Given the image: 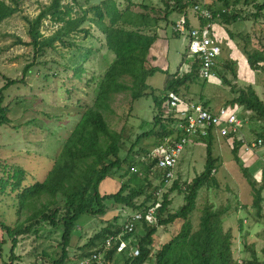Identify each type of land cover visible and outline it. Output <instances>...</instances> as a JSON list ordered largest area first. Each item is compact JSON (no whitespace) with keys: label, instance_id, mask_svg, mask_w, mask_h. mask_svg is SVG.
Instances as JSON below:
<instances>
[{"label":"rangeland","instance_id":"374dc122","mask_svg":"<svg viewBox=\"0 0 264 264\" xmlns=\"http://www.w3.org/2000/svg\"><path fill=\"white\" fill-rule=\"evenodd\" d=\"M3 1L15 9L13 14L0 21V96L2 93L3 104L9 107L11 119L9 123L0 125V240L6 242L3 257L6 263L12 261L11 264H53L63 253L62 222L54 225L48 220H41L28 233L18 236L14 260L10 258L12 241L2 223L13 226L33 212L45 210L46 204L51 211L57 210V217L62 218L81 203L92 202L91 191L86 195L57 193L55 196L44 191L29 197L24 204L21 203L20 194L37 181L46 180L85 110L95 104L100 79L115 58L106 37L111 14L114 11L127 14L130 19L127 24L132 30L158 33L167 38L170 48L166 60L170 69L158 71L148 80L156 95L165 93L166 83L174 69L190 66L185 61L188 38L173 27L171 19H176L179 14L175 11L176 2L170 8L172 12L168 20L160 19L166 15L170 0ZM189 1L191 3L186 11L194 23L196 16L188 13L194 4L206 5L213 11L216 22L214 31L223 51L217 67L219 77L205 80L195 72L192 79L180 87L185 99L207 101L211 104L208 107L218 108L223 104L228 105L239 95L241 88L253 86L264 101V61L256 63L255 67L250 62L254 53L264 54V10L259 12L257 7L264 0H230L228 4L224 0ZM105 2L111 4L110 7H106ZM187 2L184 0V3ZM224 11L231 17L235 14L239 16L229 21L221 14ZM38 17H41L38 26L40 39L49 38L51 42L39 50L29 33L31 23ZM155 19H160L157 25ZM153 59L157 63V57ZM28 63L32 66L24 81L2 90L6 82L4 76L22 79L23 68ZM147 66H151L149 60ZM123 80L132 84L131 75H126ZM151 91L148 90L149 93ZM243 109V130L247 136L264 133V120L253 118L251 110ZM160 111L153 95L134 100L130 90L112 94L110 108L105 109L104 114L111 129L122 133L121 158H126L128 154L133 156L134 152H129L131 147L136 151L142 143L150 145L158 141L162 128L155 118L156 114L160 116ZM195 138L176 167L182 185L171 192L170 209L175 211L185 203L183 191L186 183L204 170L207 146L212 143L216 164L212 181L200 188L196 209L189 215L192 232L200 228L206 205H212V209L221 207L226 209L221 221L223 229L231 233L233 257L247 259L253 250L263 254L264 216L258 213L254 204L255 189H258L254 181L257 164L247 160L246 154L238 156L233 150L232 140L225 139L223 135L212 133L207 137ZM123 165L122 169L103 180L100 185L102 194L118 190L123 176L127 178L131 174L128 165ZM109 183H115L116 188ZM53 198L55 202L48 203ZM125 209L123 205L114 203V207L110 206L104 215L84 214L77 221L64 264H83L92 249L87 245L89 240L110 223L122 224L130 211L127 209L124 213ZM183 222L178 219L158 228L151 257L144 264H155L156 251L180 232Z\"/></svg>","mask_w":264,"mask_h":264},{"label":"trees","instance_id":"16d2710c","mask_svg":"<svg viewBox=\"0 0 264 264\" xmlns=\"http://www.w3.org/2000/svg\"><path fill=\"white\" fill-rule=\"evenodd\" d=\"M224 1L227 4L230 2V0ZM235 1L239 2L240 0ZM173 2L177 3L175 8L177 12L186 10L187 6L191 3L189 0L187 3H184V0L168 1L166 15L160 18L161 20L164 18L166 19L165 21L168 20L169 14L172 12L170 8H172ZM104 4L106 7H110L111 5L108 2ZM257 7L259 12L264 10V1ZM14 11L15 9L12 5L0 0V21L13 14ZM221 14L229 21L232 19L236 20L239 16L235 14L231 17L226 11ZM111 15V23L106 37L107 45L115 54V58L111 62L107 72L100 79L95 104L85 110L81 122L71 138L64 145L54 168L46 180L37 181L33 185L26 187L20 194L21 203L24 204L29 197L40 195L44 191L53 196L57 193L65 195H86L91 191L92 202L90 204L81 203L72 213L67 212L62 218L57 217V210L51 211L46 204L45 210L42 209L38 210V212H33L30 216H27L13 226L2 223V227L12 241L13 248L10 255L12 260L15 259L14 247L17 244V237L28 233L41 220H48L54 225H58L59 222L63 223V253L53 264H64L68 257V247L71 244L77 221L84 214L104 215L110 206L111 208L114 207V203L117 206L123 205L133 209H143L155 199V191L158 188L160 175L158 174L157 177L155 176L157 173L153 175L152 165H148L146 162L136 158V155L148 151L156 142L150 145H143L142 143L136 151L131 147L129 152H134L133 156H129L130 154H128L126 158H121L122 133L111 129L105 117L104 110L110 108V98L114 93L130 90L134 100L153 95L155 105L159 110L161 109L159 112L160 116L156 114L155 118V121L161 123L162 126L157 137L159 141V139L168 133V130L162 124L161 117L165 95L169 91H175L183 96L180 87L192 79L194 73L197 72L198 65L194 64L190 66L191 68H179L175 76L168 79L165 86V93L156 95L154 88L148 84L147 79L158 71H165L160 67H149L147 63L150 48L157 40L158 33L149 34L144 31L130 29L127 24V21L130 20L127 14L114 11ZM122 18L124 20L121 21ZM160 19H155L156 25ZM40 20L41 17L35 19L31 23L29 31L32 42L38 50L51 44L49 38L40 39L41 33L38 29ZM172 22L174 23L173 20ZM261 61H264V54L260 52H256L250 57L251 65L254 67L256 63H260ZM31 66L32 64L28 63L23 68L22 79H13L4 76L6 82L2 90L19 81H24V76L29 72ZM126 75H131V85L124 82L123 78ZM149 89L152 90L151 93L148 92ZM3 102V94L1 93L0 125L7 124L11 121L8 115L9 107L4 105ZM228 103H238L245 109L251 110L253 112V118L258 117L264 120V101L260 98L253 86L241 88L239 95ZM205 104L208 106L211 105L207 101ZM259 136L264 137V133H260ZM238 144L235 142L233 145V150H235L236 154H238L239 150ZM124 163L128 165L129 170H131L132 164H137V171H130L131 174L127 178L124 175L123 179L120 180V188L115 192L102 194L100 185L103 180L109 177L114 171L122 169ZM215 164L216 159L213 157L212 143H209L207 146V160L204 170L196 175L190 183H186V189L183 191L185 192V203L175 211L170 209V205L172 204L170 194L177 186L182 185L180 177H178L169 191L163 195L162 205L157 212L156 223L153 225L144 223V231H142V234H136L140 254L136 256L131 255L130 247L122 252H118V243L115 242L107 252L105 264H144L151 257L154 235L158 232V228L171 224L178 219L184 220L180 232L156 251L154 258L155 264H264V253L259 254L257 250H253L251 257L243 259L241 263H238L236 257H233L231 233L223 229L221 221V215L226 211L224 208L212 209V205H206L201 216L200 228L192 232V222L189 219V215L196 209V199L200 188L212 181L211 175ZM118 178L120 179V175ZM253 183L255 184V182ZM261 201L260 190L255 189L254 204L258 208V213L262 216ZM53 202H55V198L48 201V203ZM121 230V223H110L104 227L87 243L88 246H92V249L87 254H91L94 248L102 246L108 236L117 234ZM130 236V234H127L125 238H129ZM5 243L4 239L0 240L2 256ZM3 262L4 264L12 263V261L11 263H6L4 257Z\"/></svg>","mask_w":264,"mask_h":264},{"label":"built area","instance_id":"2783aa9c","mask_svg":"<svg viewBox=\"0 0 264 264\" xmlns=\"http://www.w3.org/2000/svg\"><path fill=\"white\" fill-rule=\"evenodd\" d=\"M178 13L176 19L172 18L174 21L172 24L177 32L188 38L185 61L190 66L198 65L197 74L202 79L210 80L219 77L217 67L223 49L214 31L216 22L213 20V11L200 3L191 6L188 13L196 16L197 23L190 21L186 10ZM199 20L201 23H198ZM164 98L161 117L162 124L168 133L148 151L136 155V158L152 165V171L160 175L155 199L143 209L124 206L126 208L124 213L127 209L130 211L126 213L122 230L108 236L102 246L94 248L91 254L86 256L83 264H105L107 252L115 242L118 243V252L130 247L131 255L140 254L136 234H142L144 223L149 225L156 223L163 195L178 179L176 167L182 160L187 146L196 139L195 137H207L212 133H217L231 139L233 145L235 142L239 143L238 155L241 157L246 154L248 155L247 160L257 164L254 181L261 192L263 204V206L261 204V214L264 216V137L247 136L243 130L245 125L242 118L243 106L238 103H228L218 108H211L202 101L186 100L184 96L175 91H169ZM137 169V164L131 165V171L134 172ZM127 234L131 236L125 238ZM236 260L238 263L243 261L241 257H236Z\"/></svg>","mask_w":264,"mask_h":264},{"label":"crops","instance_id":"0c3cea01","mask_svg":"<svg viewBox=\"0 0 264 264\" xmlns=\"http://www.w3.org/2000/svg\"><path fill=\"white\" fill-rule=\"evenodd\" d=\"M196 23H197V21H196ZM166 40H167V38L158 36L157 40L154 42L155 44H153L152 47L150 48V52H149V55H148L149 65H151L150 67H160L164 71H169L170 64L166 60V55H167V51L170 48V46H168ZM150 53L151 54L153 53L152 56H150ZM154 56L157 57V59H156L157 60L156 61L157 63H154V59H153ZM153 63H154V66H153ZM178 71H179V69L178 70L177 69H174V71L170 74L169 79L172 76H175V74ZM153 76L154 75L149 76L148 79H147V82H148L149 78H152ZM225 139H227V138L225 137ZM109 185L113 186L114 188H116V186H117L115 183H109Z\"/></svg>","mask_w":264,"mask_h":264},{"label":"water","instance_id":"95a60500","mask_svg":"<svg viewBox=\"0 0 264 264\" xmlns=\"http://www.w3.org/2000/svg\"><path fill=\"white\" fill-rule=\"evenodd\" d=\"M3 256H2V252H1V247H0V264H3Z\"/></svg>","mask_w":264,"mask_h":264}]
</instances>
